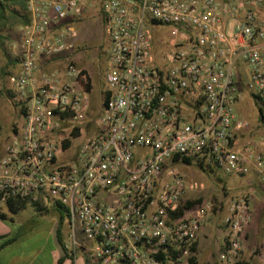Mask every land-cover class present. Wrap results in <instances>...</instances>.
Returning a JSON list of instances; mask_svg holds the SVG:
<instances>
[{
  "label": "built area",
  "instance_id": "built-area-1",
  "mask_svg": "<svg viewBox=\"0 0 264 264\" xmlns=\"http://www.w3.org/2000/svg\"><path fill=\"white\" fill-rule=\"evenodd\" d=\"M91 1L27 0L6 78L22 120L0 153V210L10 200L61 204L87 264H204L195 243L213 204L176 214L203 187L179 166L224 176L254 168L264 188V152L239 139L248 123L236 113L243 87L264 119V0H102L105 102L95 133L65 147L84 131L89 76L56 61L72 52ZM153 26L167 28L163 48ZM252 196L231 199L218 264L238 263Z\"/></svg>",
  "mask_w": 264,
  "mask_h": 264
},
{
  "label": "rangeland",
  "instance_id": "rangeland-1",
  "mask_svg": "<svg viewBox=\"0 0 264 264\" xmlns=\"http://www.w3.org/2000/svg\"><path fill=\"white\" fill-rule=\"evenodd\" d=\"M101 1L102 0H92L90 2L87 11L74 24L77 30V37L75 39V46L72 49V52L62 56V58H58L56 61L60 66H63V64L67 63L69 60H74L78 66L84 67L88 71L91 106L90 111L81 124L84 130L83 133L80 134V132L74 131L71 135L70 143L73 144L74 148L81 143L84 136H90L95 133V120L101 113L104 105L105 84L103 76L108 40L103 31V22L100 14ZM19 27L20 26H14L4 30V33L7 34V39L0 48V153L3 145L22 120L21 110L14 104V101L8 95V84L6 82L7 75L15 66V58L18 52L19 44ZM153 31L155 32L156 48H163L166 41L163 33L167 31V28L153 26ZM56 62L48 64L49 67H53ZM236 113L239 118L246 120L248 123L246 128L242 129L239 133V139L242 141L251 140L254 144H257V149L264 152V124L259 121L257 106L253 97L246 90H244L243 87H241L239 99L236 104ZM179 167L190 175V177H193L203 183L202 189H199L196 192H189L185 195L181 203L182 205L186 204L188 201L194 202L185 210H189L196 203L211 202L213 204V210L209 212V214L214 212L220 214V211L223 209L224 201L227 199L231 201V199L247 190H250L253 194L263 193V190H261L257 184L258 178L255 172H250L251 175H253L251 181L252 185L250 183L244 184L243 186L239 185L232 187L231 185L224 183V175L218 173L208 175L210 172H208V170H204V168L197 164L191 163L189 165H180ZM234 179L236 181L240 180L239 178ZM236 191L239 193L236 194ZM5 210V214H13L10 213L6 207ZM261 220V222H264V217H262ZM22 221H18L16 218L11 221L8 217L3 219L5 224L14 226L15 228H18V225L21 227V224L23 223ZM24 224L26 225V222H24ZM225 227L227 228L226 225ZM79 237L82 238L81 234L77 233L76 238ZM225 243L226 233L223 238V247L225 246ZM216 245L217 244L215 243V247ZM258 249L257 242H254L251 244L249 252H251L253 256L259 257L260 254H256ZM242 253L238 263H251L250 261L243 259Z\"/></svg>",
  "mask_w": 264,
  "mask_h": 264
},
{
  "label": "crops",
  "instance_id": "crops-1",
  "mask_svg": "<svg viewBox=\"0 0 264 264\" xmlns=\"http://www.w3.org/2000/svg\"><path fill=\"white\" fill-rule=\"evenodd\" d=\"M250 172L254 173V168H251ZM211 174V172L208 173V175ZM252 176L251 173L244 176H223L225 177L223 181L232 187L250 183L252 185ZM234 178L240 180L236 181ZM257 184L259 185V182ZM259 188L263 190V193H256L252 196L251 218L245 228L243 238L242 257L250 261L249 264H264V253L261 250L264 240V222H261V218L264 217V188L260 185ZM229 203L228 199L224 201L220 214L214 212L206 216L195 243L197 262L218 264L217 253L224 248L222 246L226 233L224 216ZM1 211L6 210L2 208ZM189 213L185 210L184 216H188ZM6 216L11 221L14 218L18 221L23 220V223L21 227L18 225V228H15L0 219V264H87L89 257L83 244L84 237L81 231L79 228H70L67 218L59 226L58 214L54 209L40 212L36 206L28 203L16 213H8ZM77 233L81 234L82 238H76ZM5 240L9 241L3 245ZM254 242L258 244L259 249L256 254H260L259 257L249 252Z\"/></svg>",
  "mask_w": 264,
  "mask_h": 264
},
{
  "label": "trees",
  "instance_id": "trees-1",
  "mask_svg": "<svg viewBox=\"0 0 264 264\" xmlns=\"http://www.w3.org/2000/svg\"><path fill=\"white\" fill-rule=\"evenodd\" d=\"M26 3L27 0H0V48L3 46L5 40L7 39V34L4 33L5 29L7 28L9 29L14 26L25 25L29 22V15L26 10ZM87 88L90 89L89 84H87ZM7 92L8 95L14 101V104L18 106L11 90L7 88ZM104 102H105V97H104ZM259 121L264 124V119L260 115H259ZM63 145L65 147L69 146L70 141L66 140ZM185 162L189 163V160L185 159ZM193 203H194L193 201H188L186 204L181 205L176 214L182 215L185 209L189 208ZM26 204H28L27 201L17 202L10 200L7 202L6 208L10 213H16L18 210L22 209ZM33 205L36 206V208L40 212H47L50 209H54L58 214L59 226L62 224L63 220L68 217L66 208L59 203H53L46 207H39L35 203H33ZM6 218H7L6 214L0 211V219H6ZM8 241L9 240H5L3 242V245L8 243Z\"/></svg>",
  "mask_w": 264,
  "mask_h": 264
}]
</instances>
